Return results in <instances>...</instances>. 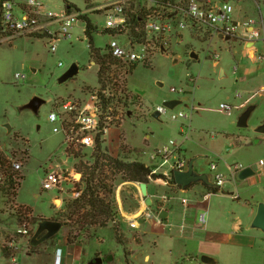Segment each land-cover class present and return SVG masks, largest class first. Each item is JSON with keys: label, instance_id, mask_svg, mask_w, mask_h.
<instances>
[{"label": "rangeland", "instance_id": "rangeland-1", "mask_svg": "<svg viewBox=\"0 0 264 264\" xmlns=\"http://www.w3.org/2000/svg\"><path fill=\"white\" fill-rule=\"evenodd\" d=\"M67 1L79 10H73L70 16H90L97 28L93 36L96 49L106 50L112 40L146 46L144 51L135 47L142 57L146 56V60L134 63L136 68L129 76L120 77L118 92H109L115 100L107 120L103 150L114 158L146 163L155 168L160 162L150 160L151 153L170 140L177 141L181 144L177 150L179 157L188 161L199 157L194 163V169L199 173H209L210 164H217L219 171L229 179L223 191L235 192L233 184L236 182L240 200H233L224 193L213 194L207 202L191 200L185 214L181 199H192L194 192L200 198L207 192L197 184L179 192V199L169 200L170 216L166 223L160 225L157 221L138 220L143 226L137 231L120 212L128 184L118 178L115 200L120 212L121 235L128 242L126 245L116 241L112 226H108L96 229L91 240L82 237L75 245L68 246V229L63 227L55 238L28 255L32 252L31 240L38 224L43 220L63 222L60 217L67 203L75 199L70 185L63 190H42L46 172H53L56 167L66 172L74 168L78 171L79 162L94 163V149L91 148L81 149L78 159L72 157L66 151L64 136L54 133V125L49 121V114L60 101L71 100L81 108L94 101L92 96H96L99 90L98 69L92 64L84 23L81 20L74 23L70 38L57 40L53 52L50 48L56 37L52 38L48 32L55 35L60 29L54 22L47 32L42 31L43 34L0 43V151L11 163L23 164L19 173L24 177L17 200L0 196V264H54L56 248L63 250L62 264H92L95 258H101L102 264H205L201 261L205 256L201 250L216 247L220 248L219 259L212 258L220 261L218 264H239V261L241 264H263L259 256L264 253V233L250 228L247 220L254 205L258 207L264 203V175L257 179L258 183L248 182L249 179L234 181L228 169L242 165L259 173L263 168L259 163L264 162V135L255 131L264 123V57L259 58L264 53L263 42L256 44L259 51L256 59L252 53V58L246 54L242 44L212 40L208 33L199 29L183 30L178 35L170 33L158 39L147 35L144 42H136L126 31L123 35H112L103 30L107 0ZM230 1L239 17L261 20L264 27V0ZM39 2L48 13L63 15L65 11L64 0ZM154 6L155 3L148 0H133L127 13L137 14L142 8L148 10ZM161 46L165 52H161ZM192 54L197 59L192 58ZM124 63L126 66L132 64ZM73 64L79 67L77 76L59 84L58 79ZM117 70L123 72L126 69ZM16 74H22L24 78L18 80ZM171 88L183 90L184 94L172 93ZM237 94L241 98H237ZM34 97L45 101L37 113L23 108ZM171 100L183 102L173 110L167 109V114L159 119L153 118L157 108L164 107L163 103ZM222 104L230 106L231 110L225 111ZM249 105L257 106L249 119V126L238 129L237 120ZM129 112L132 113L130 116ZM179 113L188 115L190 120L172 121L170 117ZM121 145L129 153H124ZM64 154H67L65 160L62 159ZM169 159L175 160L174 157ZM168 170L169 165H166L156 169L155 173L165 172L171 176ZM152 184L151 193L156 187L157 199L161 201L165 186L170 184L161 181H152ZM79 185L82 190L84 185L78 183L76 188ZM124 204L125 210L134 207ZM20 205L33 211L36 218L33 223L18 221ZM150 209L157 212L156 204ZM207 209L206 236L197 231L196 237L191 239L187 234L192 224L198 223V217ZM140 239L141 243L136 241ZM9 242L14 243V247L6 257L4 248H9ZM239 244L251 248L245 247L239 253ZM126 249L131 251L127 260ZM110 256L112 261L108 260Z\"/></svg>", "mask_w": 264, "mask_h": 264}, {"label": "built area", "instance_id": "built-area-1", "mask_svg": "<svg viewBox=\"0 0 264 264\" xmlns=\"http://www.w3.org/2000/svg\"><path fill=\"white\" fill-rule=\"evenodd\" d=\"M131 1L133 0H107L104 3L106 6V25L103 30L111 32L126 27L128 21L127 8L130 6ZM148 1L155 3V6L154 9L152 7L148 9L151 11V16L144 22L145 32L146 35L156 37V39L160 36L169 35L170 33L178 35L183 30L199 29L208 33L212 40L218 39L220 41L242 44L246 54L252 58L250 55L252 53L255 57L254 59H256L259 53L256 48L257 42L261 41L264 45V27L262 21L239 17L230 0H159L162 2L166 1L167 8H165V12H163L164 7L157 6V0ZM233 1L239 2V0ZM78 20L79 15L70 16L65 13L63 15H56L46 12L39 0H24L23 2L20 0H0V43H9L20 37H27V35L43 34L42 31L47 32L51 24L56 22L60 27L59 31L55 35L48 32L52 38L56 37V39H52V46L50 48L54 52L55 42L60 38H70V30ZM177 39L180 40L181 38L178 37ZM249 43L252 44L250 47H248ZM137 46L142 48V51H144V48L146 49L144 45H131L130 41H128V44H122L116 40H112L108 45V50L113 57L123 62L136 63L138 61H145L146 56H141V53L135 49ZM161 48L164 49L163 46ZM263 57L264 53L259 55L260 59ZM15 78L20 80L24 78V75L16 74ZM109 92L110 90L104 92L107 99L110 97ZM171 92L184 94L183 90L178 91L174 88H171ZM92 97L94 101L89 102L81 108H78L77 103L74 101H60L57 103V107L49 114V121L54 125L53 132L61 133L64 136L66 151L70 152L72 157H74L79 149L85 150L91 148L93 150L96 139L101 131L105 135L108 131L107 120L109 117H104L97 93L96 96ZM236 97L241 98V95L237 94ZM184 100L186 101L187 99L185 98ZM221 108L225 111L231 110L230 106L223 104ZM167 109L166 107L157 108L160 112V117L167 114ZM170 118L172 121L179 119L190 120V117L183 113L172 115ZM101 125L104 126L101 128ZM181 133H184L183 129H181ZM105 135L102 136L101 140L105 139ZM186 138L187 135L184 139ZM180 146L181 144L177 141L170 140L162 147L155 149L149 158L152 161H159L160 163L155 164L157 167L153 169V172L155 173L156 169L169 165L168 172H170L171 176H168L165 172L163 175L171 181L174 171H187L189 161L183 157H179L177 154ZM169 157H174L175 160L171 161ZM259 164L260 166H264L263 161H260ZM12 166L14 170L19 172L23 164L18 161H12ZM148 166L151 167L150 165ZM243 168L242 165H236L233 170L232 168H228L234 181L238 179L239 171ZM206 174L208 175L209 182L213 186L206 187L200 184L207 191L200 195V198L196 197L197 195L194 192L196 199L202 201L208 200L215 191L217 194L223 193L225 185L229 182L228 177L219 171L215 163L210 164V172ZM81 178L82 175L77 173L75 168L70 172H66L56 167L55 171L46 172L42 181V190H63L65 186L70 185L74 197H77L78 193L75 192L76 184L81 183ZM2 181L3 175L0 173V183ZM232 197L237 199V196L233 194ZM189 202L187 198L181 199L182 205L186 208ZM206 215L207 211L198 217V225L200 228H205L207 224ZM153 217L157 219L159 224L162 223V220L159 218V213H152L148 209L136 213L132 219H128V223L135 228L138 226V220H146ZM183 229L184 226H182ZM18 232L21 233L22 230ZM7 245L10 249L14 247V243L12 242L7 243ZM62 261L63 250L56 248L54 264H62ZM92 264L97 263L93 261Z\"/></svg>", "mask_w": 264, "mask_h": 264}, {"label": "trees", "instance_id": "trees-1", "mask_svg": "<svg viewBox=\"0 0 264 264\" xmlns=\"http://www.w3.org/2000/svg\"><path fill=\"white\" fill-rule=\"evenodd\" d=\"M157 6H162L163 12H165L166 1L157 0ZM66 15H70L73 10L79 12V10L67 0H64ZM151 16V11L145 8L140 9L137 14H128L127 25L124 29H118L111 31L112 35H123L128 32L130 39L136 42H144L146 39L145 21ZM79 20L85 25L84 36L88 42V49L90 51L91 60L93 65L97 67V80L99 90L97 92L98 99L101 102L104 117H109L112 110V101L115 100L111 97L108 99L104 95L107 90L118 92L119 80L122 75L129 76L136 68V64L132 63L129 66L113 57L106 50H99L94 47L93 36L97 31V28L93 24L89 15L80 14ZM109 32V31H108ZM114 67L116 68L114 70ZM118 68H125L123 72H119ZM120 103V100H116ZM103 117V118H104ZM104 125H101V128ZM104 132L98 135L93 152V165L83 164L79 162L78 171L81 175V185L83 189H80V185L75 189L78 193L77 197L69 203H67L64 213H62L60 219L66 223L67 236L66 243L68 246L75 245V242L79 239L86 238L91 240L93 238V232L98 228H105L112 226L115 233L116 241L121 245H126L128 242L121 235V227L119 225L120 213L115 200V184L118 178L124 182L145 183L150 184L152 181H161L169 186H177L174 178L171 181L167 180V177L163 174L154 173L152 167L140 162H127L121 159H117L108 154L107 150H103L102 146L104 140H101L104 136ZM122 138V134L120 139ZM124 153H129L127 148L121 145ZM82 154L81 149L74 155L76 159ZM128 155V154H127ZM128 159L127 157H125ZM4 175V181L0 183V196H6L7 198H13L17 200L18 191L21 188L24 177L20 173L14 170L12 163L8 161L5 155L0 151V173ZM178 187V186H177ZM179 188V187H178ZM225 195L232 196L231 193H225ZM214 194H217L215 191ZM18 221L23 223H33L34 219L33 211L26 206H18ZM163 223V222H162ZM56 237V236H55ZM53 237V238H55ZM52 238V239H53ZM137 242H140L136 240ZM37 247L31 246V253L36 251ZM4 253L10 256V248H4ZM126 260L131 256V251L127 249L124 251ZM109 261H112V257H108Z\"/></svg>", "mask_w": 264, "mask_h": 264}, {"label": "water", "instance_id": "water-1", "mask_svg": "<svg viewBox=\"0 0 264 264\" xmlns=\"http://www.w3.org/2000/svg\"><path fill=\"white\" fill-rule=\"evenodd\" d=\"M252 44L249 43L248 47H250ZM161 52H164V49L161 48ZM192 58L197 59V56L195 54L191 55ZM94 64V63H92ZM79 72V67L76 64H73L59 79V84H64L70 79H73L75 76H77ZM158 86H162V84L158 83ZM142 94V93H140ZM183 101L181 100H171V101H165L163 103V106L173 110L176 106L182 104ZM45 104V101L39 97H34L27 105H25L24 109H29L33 111L34 113H37L38 110L42 105ZM256 105H249L246 107L244 112L239 116L236 126L238 129H246L248 128V122L252 115V113L256 109ZM132 113L129 112L128 116H130ZM160 112L159 110H156L153 114V118L159 119ZM255 131L259 134L264 135V123L259 125ZM10 132V128H9ZM258 143V141H256ZM199 157H195L189 161L188 164V170L185 172L182 171H174L173 172V178L176 183V185L182 190L187 191L189 188H191L194 185L197 184H203L206 187H212L213 184H211L208 180V175L206 173H199L194 169V163L197 161ZM62 159H67V154H64L62 156ZM256 172L251 167H245L239 171L238 179L240 181H245L253 176H255ZM139 187L141 190V194L145 200V203L150 206L151 205V199L148 197L147 193V184L145 183H139ZM168 216L167 211H161L159 213V218L162 220L163 223H166V218ZM66 226V223L59 222V221H53V220H43L38 224V228L31 240V245L33 247H38L42 245L43 243L51 240L53 237H55L59 231ZM251 228L260 230L264 233V203H260L257 207L256 215L251 223ZM201 261L205 264H218L217 261L210 257V256H202ZM95 263L101 264L102 260L101 258H95Z\"/></svg>", "mask_w": 264, "mask_h": 264}, {"label": "crops", "instance_id": "crops-1", "mask_svg": "<svg viewBox=\"0 0 264 264\" xmlns=\"http://www.w3.org/2000/svg\"><path fill=\"white\" fill-rule=\"evenodd\" d=\"M247 167V166H244V168ZM263 168H260V172L259 173H256L255 176H253V178H249V181H251V183H258L257 182V179L259 177L262 176V174L264 175V166H261ZM236 181H239V179H236ZM124 183H127L128 185V191L126 193V197L123 202H122V209H120V212L125 216V218H127L126 220L128 221V219H132L131 217L135 216L136 213H138L139 211H144L146 209H148V211L152 212V213H160L161 211H167L168 213V216L167 218H169L170 216V208H169V200L172 199V200H176V199H179V197H177L178 193L179 192H183L180 188H177V189H174L173 187H177V186H169V185H166L165 188H164V192L165 194H163V196H161V201H159L157 198H158V194L156 192V187H153L152 191H154V193L152 192L151 193V186L154 185L152 184V182L150 184L147 185V193H148V197L151 199V205L148 206L146 203H145V200L141 194V190H140V187H139V183H134V182H124ZM123 184V183H122ZM164 184V183H163ZM167 184V183H166ZM234 187H235V192H231V194H233L234 196H237V199H234V197L230 196L233 200H237L239 201L240 200V197H239V194H238V186L236 184V182H234ZM171 196V198L169 197ZM185 198V197H183ZM182 198V199H183ZM191 200H194L196 203H200V201L202 202V200H199V199H196L194 193H193V198L190 199L189 198V201L191 202ZM209 200V199H208ZM208 200H206L205 202H207ZM190 202L186 207L183 208L185 214L189 211V207H190ZM127 205V203L129 204V206H133L134 207L132 209H127L125 210V204ZM156 204V211L157 212H154V211H151L150 207L152 205ZM160 207V208H158ZM176 207V206H174ZM255 208H252L250 210V214H249V219L247 220V223L250 224V228H251V223L256 215V212H257V205H254ZM127 208V207H126ZM208 212V209L206 210ZM119 212V213H120ZM130 212V213H128ZM145 221V220H144ZM146 221H157L156 218H150V219H146ZM158 222V221H157ZM163 224V223H160V225ZM142 224L138 223V226L135 227L137 229V231H140L142 230ZM185 228L183 229V234H185L184 231ZM197 231L201 232L203 234V236H206V233L208 231V228H207V224L205 226V228H200L198 223L195 222V225L191 226V229L189 230L187 236L190 237L191 239L195 238L196 237V234H197ZM140 234V233H139ZM140 243H141V239H140ZM245 247H249L251 248V246H245V245H241L239 244V253L241 252V250H245ZM220 248L219 247H216V248H212V249H208V250H201V253L203 255H207V256H210V257H214L215 259H219V256H220ZM259 258L261 259V261L263 262L264 264V253L259 256ZM217 263H220V261L216 260ZM239 264H241V262L239 261Z\"/></svg>", "mask_w": 264, "mask_h": 264}, {"label": "bare ground", "instance_id": "bare-ground-1", "mask_svg": "<svg viewBox=\"0 0 264 264\" xmlns=\"http://www.w3.org/2000/svg\"><path fill=\"white\" fill-rule=\"evenodd\" d=\"M128 218V217H127ZM132 218V217H131Z\"/></svg>", "mask_w": 264, "mask_h": 264}]
</instances>
